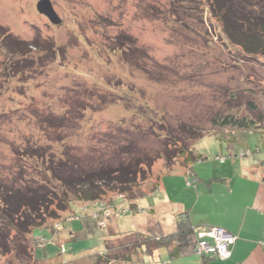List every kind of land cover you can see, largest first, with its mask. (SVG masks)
I'll return each mask as SVG.
<instances>
[{
    "label": "rangeland",
    "instance_id": "1",
    "mask_svg": "<svg viewBox=\"0 0 264 264\" xmlns=\"http://www.w3.org/2000/svg\"><path fill=\"white\" fill-rule=\"evenodd\" d=\"M41 1L0 0V179L15 178L23 167L44 170L43 159L22 160L31 151L48 160L68 153L95 168L118 167L128 153L154 162L132 194L114 182L98 184L106 186L105 199L73 203L48 221L47 231L31 235L29 254L15 253L16 243L5 247L12 254L0 249V264H105L98 257L109 254L123 264L138 234L162 235L160 223L171 226L179 205L193 204L192 171L219 177L241 153L264 157V131L237 129L238 143L230 144L222 135L230 131L210 124L228 110L233 91H254L264 110V64L245 61L224 44L221 27L205 20L203 0H51L63 21L58 26L38 12ZM14 41L22 51L8 48ZM161 119L206 159L191 167L174 153L167 160L164 139L151 133L154 127L162 135ZM183 126L207 133L192 138ZM123 136L138 141L134 152L126 153L130 142ZM142 254L127 264L157 262Z\"/></svg>",
    "mask_w": 264,
    "mask_h": 264
},
{
    "label": "trees",
    "instance_id": "2",
    "mask_svg": "<svg viewBox=\"0 0 264 264\" xmlns=\"http://www.w3.org/2000/svg\"><path fill=\"white\" fill-rule=\"evenodd\" d=\"M200 4L206 22L221 27L220 35L227 47L245 61L250 60L252 63L264 64V0H203L200 1ZM1 31L3 29L0 27ZM15 46H20L22 51L21 44L17 41L8 44V48L11 49H15ZM253 80L254 78H250L249 81L252 82ZM253 92L250 95L246 94V90L230 93V101L234 107L228 104L229 101L227 103L228 110H224V113H216L210 121L212 127L230 131L229 133H222L228 137L227 140L230 144L238 143L234 133L237 129L256 130L257 133L264 131V110L257 103V94ZM244 99H247L246 103L242 102ZM157 124H159L162 135L159 136L154 127L151 133L156 139H160V137L164 139L163 142L167 147L164 157L167 160H171L170 153L176 154V157L177 155L185 157L186 166L206 159L200 155L195 156L193 146L185 145L184 141L170 129L166 121L161 119V121H157ZM182 132L184 134L189 133V137L199 139L207 133L201 127L187 126H183ZM137 135L146 136V133L141 132ZM124 137L126 141L132 143H129L124 150L126 153L134 152V143L138 141L134 140L135 138L130 140L128 137ZM169 146H171V150ZM35 152L31 151L28 155L26 153L23 156L26 158H22V160L24 162L43 161L44 170L39 165L38 168L37 166L23 167L18 172L19 174L15 175V178L9 181L0 179V249L7 250L5 247L16 243L14 252L19 255L29 254L31 248L29 249L28 246L31 235L47 231L45 228L48 221L58 219L59 213L69 211L73 203L96 204L105 199V187L109 185V182H114L120 192L132 194L131 188L137 184L138 177L140 175L145 177V168L151 169L154 162L148 156L137 155L138 157H135L133 155L136 154L128 153L127 162L120 163L118 167L101 166L95 168L83 166L79 160L72 161L68 157V153H65L62 159L57 160L55 157H50L48 160L47 155L36 154ZM241 154L242 156L246 155ZM251 155L255 154L251 153ZM162 156L160 157L164 158ZM157 159L160 158H155V160ZM217 159L220 160V158ZM191 177H193V181L188 180L187 183L188 187L194 190L199 179L194 172ZM222 181L224 179H210V182ZM100 183H106V186L98 187L97 185ZM135 197L136 195L128 199L133 200ZM122 201L121 198L118 202ZM129 206L133 212H140L135 203L130 202ZM211 228L220 227L198 229L193 226L188 215H181L176 223V231L170 235L159 236V234H154L148 237L138 234V242L134 245L133 255L141 252V254L152 257L157 250L168 249L171 250L172 258H178L182 249L190 247L196 256L202 259H211L195 253V242L199 238V234ZM175 244L178 246V250L172 249ZM63 249L64 252H69L66 245ZM7 252L9 254L14 253L10 247ZM37 253L35 251L34 256L36 261H39L40 257ZM133 255L131 253L130 256L124 257L125 263L123 264L132 263L134 261ZM103 256H99L98 260L105 264H116L117 260L112 259L110 254L106 255V258Z\"/></svg>",
    "mask_w": 264,
    "mask_h": 264
},
{
    "label": "crops",
    "instance_id": "3",
    "mask_svg": "<svg viewBox=\"0 0 264 264\" xmlns=\"http://www.w3.org/2000/svg\"><path fill=\"white\" fill-rule=\"evenodd\" d=\"M257 154L241 155L235 159L234 168L219 177L200 178L195 173L199 181L194 189L193 204H180L179 215L171 226L160 223L164 236L176 231L181 215H188L198 229H226L237 237L230 259H202L190 247L182 249L178 258H172L168 249L157 250L152 257H147L153 260L157 256L154 264H264V157L262 151ZM214 178L224 181L210 182ZM170 229L173 231L169 232ZM172 249L178 250V246L175 244Z\"/></svg>",
    "mask_w": 264,
    "mask_h": 264
},
{
    "label": "built area",
    "instance_id": "4",
    "mask_svg": "<svg viewBox=\"0 0 264 264\" xmlns=\"http://www.w3.org/2000/svg\"><path fill=\"white\" fill-rule=\"evenodd\" d=\"M237 237L223 228L207 229L199 234L195 242V253L211 259L228 260L231 257V246Z\"/></svg>",
    "mask_w": 264,
    "mask_h": 264
},
{
    "label": "water",
    "instance_id": "5",
    "mask_svg": "<svg viewBox=\"0 0 264 264\" xmlns=\"http://www.w3.org/2000/svg\"><path fill=\"white\" fill-rule=\"evenodd\" d=\"M37 10L41 15L47 17L52 24L58 26L63 23L62 19L55 11L51 0H42L37 6Z\"/></svg>",
    "mask_w": 264,
    "mask_h": 264
}]
</instances>
